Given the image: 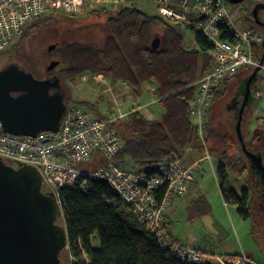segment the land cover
Instances as JSON below:
<instances>
[{"label":"trees","instance_id":"trees-1","mask_svg":"<svg viewBox=\"0 0 264 264\" xmlns=\"http://www.w3.org/2000/svg\"><path fill=\"white\" fill-rule=\"evenodd\" d=\"M258 3H264V0H245L240 4L238 20L251 34L261 33L251 12ZM98 7L88 14L98 16L106 13L105 6ZM74 15L49 10L30 20L28 25L32 21L38 23L37 26L46 25L60 18L72 24ZM105 24L109 33L103 38L101 46L73 41L56 47L53 52L59 66L51 75L59 79L61 86L68 84L67 81L74 83L84 75L92 77L102 74L111 84L124 82L136 93H140L145 85L153 88L161 107L160 116L151 119L141 110L133 109L125 117L114 119L111 126L119 133L122 146L113 159L119 164L151 175L156 173L157 165L167 157H177L183 163L181 158L187 148L194 147L204 157L208 154L209 158H216L215 174L224 202L235 205L242 219H253L254 193L246 192L248 185L240 193L224 186L229 175L242 177L251 171L250 162L238 138L227 134L219 145L220 149L213 147L211 123L206 116L211 104L204 114L201 135L190 112L196 96V82L213 66L210 56L212 46L208 39L190 30L195 46H186L180 28H189L130 4L107 14ZM27 27L26 33L30 31ZM157 29L160 33H157ZM155 37L158 38L156 48L151 46ZM221 37L232 40L227 34ZM251 50L253 58L261 61L264 53L262 43H253ZM254 68L250 65L241 66L232 78L213 90L212 102L224 92L231 79L245 74L242 79L246 80ZM253 80L250 96L254 94L256 80L264 81V73L259 69ZM61 90L63 93L62 87ZM64 103L67 108L71 105L83 107L90 104L69 95L64 96ZM259 140L264 141V127L255 129L251 138L244 140L246 149L252 151ZM237 151L239 154L236 155ZM261 158L264 157L261 155ZM42 190L45 191V188L42 187ZM162 193L160 189L157 196L160 197ZM58 197L67 233L68 252L78 259L84 253L89 258V264H187L170 248L161 246L156 235L147 230L143 222L136 220L129 205L106 182L94 180L85 189L62 187ZM165 216L166 213L164 222ZM93 238L99 242L96 247L92 243ZM194 248L200 251L197 246Z\"/></svg>","mask_w":264,"mask_h":264},{"label":"built area","instance_id":"built-area-1","mask_svg":"<svg viewBox=\"0 0 264 264\" xmlns=\"http://www.w3.org/2000/svg\"><path fill=\"white\" fill-rule=\"evenodd\" d=\"M122 0H0V51L23 35L28 22L46 11L56 10L76 14L86 3L105 6L119 5ZM159 16L171 23H180L204 35L211 44L213 66L196 82V96L191 115L201 135L204 114L212 102V92L232 78L243 65L258 66L264 73V60L252 55V44L262 41V33L242 27L238 20L240 6L227 7L225 0H154ZM239 5V4H237ZM232 37L233 43L220 35ZM101 77V75H97ZM96 77V78H97ZM261 92L254 89V96ZM118 117H125L120 115ZM116 119V118H114ZM114 119L89 115L81 106L66 108L56 132L42 131L36 136L14 135L2 131L0 125V159L12 164H30L42 175V187L52 192L60 204L58 191L62 187L88 188L91 181L102 180L124 200L146 229L153 232L163 248H170L187 264H259L252 257L241 254L215 255L202 253L181 244L166 229L164 213L174 199L183 196L193 179L192 167L177 157L165 158L156 173L146 175L131 166L113 159L121 149L119 133L111 126ZM202 138V137H201ZM97 153L106 159L104 165L84 168ZM205 158H209L206 154ZM162 189L160 197L157 192ZM67 245H66V247ZM69 264H89L82 253L78 259L69 252Z\"/></svg>","mask_w":264,"mask_h":264},{"label":"rangeland","instance_id":"rangeland-1","mask_svg":"<svg viewBox=\"0 0 264 264\" xmlns=\"http://www.w3.org/2000/svg\"><path fill=\"white\" fill-rule=\"evenodd\" d=\"M129 4L151 14L157 13L154 0H131ZM226 4L230 9L240 6V4L233 5L227 2ZM96 8H99L97 4L91 5L90 3H86L82 10L72 17L74 21L72 24L61 18L52 20L46 25L37 26L38 23H34L33 21L29 25L27 24L28 27H26L28 29L30 28V31L27 33L25 32V35L23 33L22 36L14 38L9 46L0 52V68L8 63H17L32 71L35 78L42 79L46 71L45 67L51 60L57 59L53 52L56 47L63 46L64 44L73 41L92 44L96 47L101 46L103 38L109 33L105 24L106 15L119 9V6L112 7V5L106 4V13L98 16H93L91 13L88 14L89 11L91 12V10ZM259 18L261 21H264V9H259ZM30 25L31 27H29ZM259 30L262 34L264 33V27L260 26ZM180 31L187 43L193 41L192 32L189 29L181 27ZM157 33H160L158 29ZM53 44L54 48L52 47ZM51 73H54V71ZM244 76L245 74L243 76L237 75L235 77V79H237V85L239 84L238 87L234 88V83H231L226 86V89L222 94L215 97L210 106L209 112L206 115L207 119L210 120L211 129L214 134L213 136L211 132V144L218 149H220L219 145L222 144L224 136L227 134L228 136L237 138L234 123L236 118L234 117L238 114L237 108L239 107L240 101L242 102L244 98L245 92L243 84L245 79H242ZM95 77H97V75L93 78ZM95 79L100 81V77ZM67 82L68 84L64 83L61 86L65 97L69 95L73 99H76L75 93H82L83 95L93 97V99L90 100L97 101L96 105L98 109L115 111L116 107L112 105L113 103L108 92L100 94V88L102 87V85H100L101 82L96 85L92 83L93 81L86 83L81 79L74 83ZM254 89H258L261 92V95L255 98L249 96L248 101L246 102L241 121L242 125L240 127L243 140L245 141H248L251 138L255 129L264 127V81L259 82L256 80ZM98 94L100 95L99 98ZM139 95L140 98L138 103L149 104L148 106H145L148 114H154V118H158L161 113L159 103L155 100L151 102L152 99L149 92L144 87ZM149 101L150 103H148ZM235 102L236 104H234ZM136 105L137 104H134V106ZM83 107L89 115H92V111L88 106L84 105ZM123 109H126V106H124ZM250 152H258L264 157V141H257ZM237 154H239L238 151L236 155ZM247 158L250 162L252 171L254 170L255 173L258 174L259 171L252 167V160L249 157ZM210 162L211 165L215 166L217 163L216 158L211 156L210 161L205 159L200 165L201 173L207 176L205 184L206 191L203 192L202 190V187L205 185L200 186L199 189L201 192L206 193V202L199 206L201 199L197 197L201 194L186 196L183 206L177 207L175 205L177 213L168 225L169 232L173 238L181 244H184L187 243L186 237H189L194 231H196L197 234L202 231L200 234L202 235L203 228H205L204 235H206L208 244L210 245L204 246V251H211L206 253V255H224L226 251L236 252L238 254L243 252L252 257L259 264H264V228L261 225L262 222H260L261 219L257 204L258 200L256 199V201H254L255 217H253V219H242L237 212L235 205L225 204L222 201L217 187L216 191L210 189L212 183H214L212 174L209 171V169H211V167H209ZM13 165L18 166V164L15 163ZM81 165H84V168H91L92 162L85 164L82 163ZM250 173L251 171H249V173L246 172L242 177L229 175L224 186L234 188L240 193L242 188L247 184L245 176ZM258 175H260V173ZM206 204H209L212 207L211 211L208 213H205V207H202ZM188 205H191L189 211L186 208ZM192 213L196 214L192 216ZM58 222L62 224V218H60ZM201 226H203V228ZM92 243L95 247L99 245L96 238H93ZM62 260L64 264L70 263L67 248L62 250Z\"/></svg>","mask_w":264,"mask_h":264},{"label":"water","instance_id":"water-1","mask_svg":"<svg viewBox=\"0 0 264 264\" xmlns=\"http://www.w3.org/2000/svg\"><path fill=\"white\" fill-rule=\"evenodd\" d=\"M225 1L237 5L245 0ZM259 9H264V3L255 4L251 12L255 23L264 27V21L258 16ZM151 46H158L157 37ZM263 59L264 53L260 62ZM258 71L256 66L244 82L245 93L235 131L242 151L264 173L261 155L246 149L240 130L250 84ZM66 108L58 78H35L15 63L0 69L2 131L31 137L42 131L56 132ZM61 214L54 194L42 190V175L36 167L14 166L0 159V264H62L61 252L67 245V233L64 224L57 222Z\"/></svg>","mask_w":264,"mask_h":264},{"label":"crops","instance_id":"crops-1","mask_svg":"<svg viewBox=\"0 0 264 264\" xmlns=\"http://www.w3.org/2000/svg\"><path fill=\"white\" fill-rule=\"evenodd\" d=\"M130 1L131 0H126V1L123 0L118 6L119 7L127 6ZM115 6H117V5H114L112 7H115ZM185 45L186 46H195V42L192 41L191 43H187L185 41ZM100 75H101V77L99 79L100 81L96 80L95 79L96 77L93 78L94 76H92V77L90 76L89 77L88 75H84L81 78V80L85 81L86 83H88L89 81H93L92 83L94 85L99 84L101 82L100 85H102V87L100 88V94L104 93V92H108L109 97L111 98V101L113 103L112 105L115 106L116 109H115V111H111V110L110 111H106L105 109H98V107L96 105L97 101L90 100V99H93V97H90L88 95L86 96V95H83L82 93L76 92L75 93V96H76L75 100H85V101L90 102V104H88L87 106L92 111V116H96V117H99V118H102V119H114V118H117L120 115H122V116L123 115L124 116L127 115L133 109H139L147 117H149L151 119L154 118L155 115L154 114L153 115L148 114V112L146 110L147 108H145V106H148L149 104L147 105V103H142V104L138 103L139 102V98H140L139 93L134 92L124 82L118 81L116 84H111L107 77L103 76L102 74H100ZM240 82H238V83H240ZM231 83H234V88H235L236 85H237V79H235V78L231 79L229 81V84H231ZM243 86H244V84H243ZM144 88L149 92V95H150V97L152 99L151 102H153V100L157 101V99H156V97H155V95L153 93V88L150 85H146V86H144ZM253 93H254V90H253ZM251 96L255 98L254 94L253 95L251 94ZM99 97H100V95L98 94V98ZM148 103H150V101ZM134 104H137V105L134 106ZM124 106H126V109H123ZM236 120H237V118H236ZM236 120H235V122H236ZM210 158H207V159L210 161ZM205 159L206 158L203 156V153L199 152L194 147H188L186 152H185V154H184V156L181 158V160L183 161V163L185 165L192 167V169H193V179L190 181L186 193L183 196L175 199L173 201V203L171 204V206L168 208V210L166 212V216H165V222H166L167 228H168V225L171 223L172 218L177 213V208H175V205L177 207L178 206H183L184 205L183 202L185 201L184 199L186 198V196H191L192 194H196V195L201 194L199 197H197V198L201 199V203L199 204V206H201L203 203L206 202V193H203V192L206 191V185L205 184H206V177L207 176L202 174L201 171H200V165H201L202 161L205 160ZM90 162H92V167L91 168H94L96 166L104 165L106 163V159L103 158L102 156H100L99 154L95 153L93 155V158L91 159ZM209 167H211V169H209V171L211 172L212 177L214 179V183H215V184L212 183L210 189H212V191H216V187H217V189L220 192V196H221V191H220V188H219V184H218V181L216 179L215 166L211 165V162H210V166ZM202 171H204V170H202ZM213 184H214V186H213ZM203 185H205V186L202 187L203 192H201L199 189H200V186H203ZM221 198H222V196H221ZM222 201L224 202L223 199H222ZM225 204H227V203H225ZM202 207H205V209H204L205 213L210 212L211 209H212L211 205H209V204H206V205H204ZM186 208L189 211L191 209V205H188ZM193 211H194V208H193ZM195 214L196 213H192L191 215L194 216ZM201 227L203 228V226H201ZM204 230H206V229L203 228V234L202 235H200L202 233V231L199 232L198 234L196 233V231H194L193 234H191L189 237H186L187 243H184V244L190 245L192 247H196L197 246L200 249V251H202L203 253L211 252V251H204V246L210 245V244H208V240L206 238V235H204L205 234ZM226 252L227 253L238 254L236 252H231V251H226ZM241 253H243V252H241Z\"/></svg>","mask_w":264,"mask_h":264},{"label":"flooded vegetation","instance_id":"flooded-vegetation-1","mask_svg":"<svg viewBox=\"0 0 264 264\" xmlns=\"http://www.w3.org/2000/svg\"><path fill=\"white\" fill-rule=\"evenodd\" d=\"M244 2V1H243ZM242 2V3H243ZM258 16H259V11H258ZM54 46V44L52 45V47ZM51 48V47H50ZM54 48V47H53ZM50 50V49H49ZM54 62H57V64L56 65H54L53 67H51V68H48V66H52V64L54 63ZM10 63H8V64H6V65H4L3 67H1L0 69H2V68H4L5 66H7V65H9ZM16 65H18V67L19 68H21V69H23V70H25V71H28V72H31L32 73V75L35 77V75H34V73L32 72V71H30L28 68H26L25 66H23V65H20V64H17V63H15ZM59 66V63H58V61L56 60V59H54V60H51L50 62H49V64L45 67V73H44V76H43V78L42 79H46V78H52V77H55L54 75H51V72L52 71H54L56 68H58V66ZM56 66V67H55ZM61 92H62V90H61ZM234 104H236V102L234 103ZM239 107H240V105H239ZM238 107V108H239ZM256 155H257V152L255 153ZM259 154V153H258ZM261 164L264 166V161H263V159L261 158ZM252 167L255 169V170H257L256 169V165L252 162ZM257 171H259V170H257ZM260 173V175H258ZM259 173L258 174H256L255 173V171L253 170L252 171V169H251V173L250 174H247L246 175V183H247V187H249V188H247V190H246V192L247 193H250V192H253L254 194V198H253V201H256V199L258 200L257 201V204H258V212H259V216H260V219H261V221L260 222H262L261 223V225L263 226V228H264V173L263 172H260L259 171ZM259 219V220H260Z\"/></svg>","mask_w":264,"mask_h":264},{"label":"bare ground","instance_id":"bare-ground-1","mask_svg":"<svg viewBox=\"0 0 264 264\" xmlns=\"http://www.w3.org/2000/svg\"><path fill=\"white\" fill-rule=\"evenodd\" d=\"M221 35H224V34H221ZM221 35H220V37H221ZM262 37H263V38H262L261 43H262V46H263V41H264V35H263V34H262ZM221 39H222V40H226V41L229 42V43H233V40L224 39V38H222V37H221ZM263 48H264V46H263ZM237 109L239 110V108H237Z\"/></svg>","mask_w":264,"mask_h":264}]
</instances>
